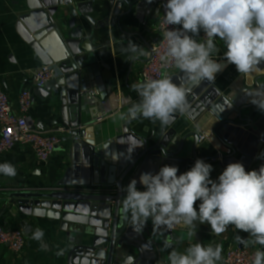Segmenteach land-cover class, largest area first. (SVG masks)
<instances>
[{
  "label": "water",
  "instance_id": "95a60500",
  "mask_svg": "<svg viewBox=\"0 0 264 264\" xmlns=\"http://www.w3.org/2000/svg\"><path fill=\"white\" fill-rule=\"evenodd\" d=\"M24 1L30 13L19 18L18 27L26 42L38 51L43 64L55 66L62 75V82L51 87L62 91V119L71 130L64 141L71 143L72 164L55 187L41 194L17 195L18 204L34 210L36 216L60 222L69 239L61 257L64 264H157L156 253L162 252L164 241H174L173 233L167 226L154 228L151 219L140 233L127 221L119 223L120 200L126 195L124 189L129 182L137 179L138 190H144L139 183L142 173L152 172L157 165L158 170L165 165L178 167L184 142L191 138L196 144L199 141L192 132L179 138L195 109L214 117L211 134L217 144L213 146L216 153L205 162L213 164L216 175L229 163L240 162L245 169L250 167L257 148L264 142V132L258 123L243 117V112L250 108L244 97L222 95L207 80L199 84L189 82L181 71L173 82L185 87L187 107L184 113L177 112L168 125L150 120L146 131L138 126L144 118H130L117 123V130L111 122L99 126L97 121L102 115L93 112L102 110L107 94L92 48L82 39V28L77 26L79 19L90 24L91 20L73 0ZM122 2L129 10L150 4V0H123L115 7V17L119 16ZM47 41L55 45L57 52L64 48L65 53L60 50L58 58L43 53L38 43ZM257 69L264 70V63ZM261 88L257 85V89ZM44 89L48 88L39 91ZM105 172L106 181L92 185L91 180L96 176L103 179ZM78 177L80 181H76Z\"/></svg>",
  "mask_w": 264,
  "mask_h": 264
},
{
  "label": "crops",
  "instance_id": "0c3cea01",
  "mask_svg": "<svg viewBox=\"0 0 264 264\" xmlns=\"http://www.w3.org/2000/svg\"><path fill=\"white\" fill-rule=\"evenodd\" d=\"M121 1L123 0H73V4L80 5L92 22L90 24L79 19L77 26L82 28V39L86 40L92 48L93 58L99 66L100 78L107 94L102 103V110L95 109L93 115H102V118L97 121L99 126L111 122L114 124L115 130H117V123L129 120L119 119V114L126 112L133 102L139 100L137 93L131 89L130 85L141 81L139 73L145 54L160 36L157 31V22L160 16V6L157 0H150L147 7L139 10L136 8L129 10L122 2L119 16L115 17V7ZM125 1L134 2L137 0ZM29 13L30 9L24 0H0V90L7 94L13 107L16 106L18 96L22 91H30L33 97L30 120L38 130L60 136L62 143L46 163L39 162L32 150L25 147H15L10 152L0 154V164L9 162L16 168L14 177L0 174V199L2 202L0 205V226L18 229L26 238L25 248L20 254H12L6 247L0 245V264H64L61 257L66 253L69 239L62 231L60 222L48 217L36 216L34 210L19 205V198H17V195L20 194H41L43 190L55 187L72 164L71 143L64 141L69 137L71 130L64 125L62 119V91L60 88L51 87V84L58 85L62 82V75L58 72V76L44 87L48 88L47 90L39 91L33 86L32 72L36 68L46 65L38 56V51L26 42L22 30L18 27L19 18ZM65 21L67 22V20ZM65 29L67 30V28ZM201 33L202 31L199 36L195 37L198 41L201 40ZM129 41L142 47L144 55L129 60L128 57L131 53L124 51ZM216 44L218 51L212 58L218 63H222L224 67L216 74L215 80L210 81L211 86L222 95L244 97L250 108L243 112V117L258 123L260 130L264 132V111L259 110L251 102V94L261 89L264 90V70L256 69L249 74H239L235 66L229 64L223 57L227 50L223 41L217 38ZM38 46L43 53L53 54L56 58L62 52L65 53V49L61 47L62 51L59 54L60 50L58 49L57 52L55 45L48 41L43 44L39 42ZM179 72L180 70L176 68L167 76L173 79ZM257 85L262 88L257 89ZM67 98H69L68 91ZM87 98L91 97L87 96ZM149 123L150 120L144 119L139 122L138 126L144 127L148 131ZM213 123V115L204 110L195 109L190 114L187 127L180 131L179 138L192 132L198 137H204V140L198 141L197 144L192 138L184 142L176 163L179 167L178 175L189 170L197 159L205 162V159L216 153L213 146L217 147V144L211 134ZM135 129L138 131L137 126ZM138 132L146 135L141 129ZM179 141L178 139L177 143ZM248 149H252V146H249ZM257 151L252 165L247 167L246 171L256 170L260 158L264 156V142L261 148H257ZM209 164L213 167L212 163ZM158 171L157 165L150 173L156 174ZM218 176L214 170L210 173L212 180H217ZM80 179H76V181H80ZM106 179L107 172L103 175V179L96 176L91 182L92 185H98L101 182L104 183ZM66 190H70V188ZM199 203L197 201L195 205L197 211ZM120 213L119 223L121 224L123 222L121 209ZM37 229L43 231L44 247L41 246V241L33 238ZM168 229L174 236L173 248L181 252L195 242L204 245H221L222 258L218 264L223 263L225 239L238 242L237 235L245 239L248 238V233L239 232L231 225L217 236L212 233L210 225L197 222L196 233L191 239L187 237L188 229L183 225H174ZM246 247L251 250H264L258 244H248ZM171 250L170 248L157 252L156 257L159 260L156 263L168 264L167 256Z\"/></svg>",
  "mask_w": 264,
  "mask_h": 264
},
{
  "label": "clouds",
  "instance_id": "9594fccd",
  "mask_svg": "<svg viewBox=\"0 0 264 264\" xmlns=\"http://www.w3.org/2000/svg\"><path fill=\"white\" fill-rule=\"evenodd\" d=\"M164 40L166 52L160 57L181 71L184 79L194 84L214 81L222 65L213 59L218 51L216 39L226 47L224 58L239 74H249L264 63V0H166L164 4ZM169 25L179 28L169 29ZM203 31L204 39L195 37ZM124 51L133 60L144 55L143 48L129 41ZM139 97L119 119L144 118L168 125L177 112L186 111V89L167 75L131 83ZM251 102L264 111V90L251 94ZM138 146H142L138 145ZM213 167L201 159L186 172L179 174L177 166H162L156 174L142 173L138 190L132 179L120 200L122 219L136 233L142 232L149 219L153 227L183 225L187 237L196 233L197 222L208 224L219 236L228 226L248 233L239 243L258 244L264 248V164L258 170L246 171L240 162L229 163L217 180L210 179ZM0 174L16 175L9 162L0 164ZM199 201L198 211L196 202ZM33 238L43 244V231L37 229ZM172 249L168 264H218L222 246L191 243L178 251L169 240L161 251ZM253 264H264V251L257 250Z\"/></svg>",
  "mask_w": 264,
  "mask_h": 264
},
{
  "label": "built area",
  "instance_id": "2783aa9c",
  "mask_svg": "<svg viewBox=\"0 0 264 264\" xmlns=\"http://www.w3.org/2000/svg\"><path fill=\"white\" fill-rule=\"evenodd\" d=\"M160 6V16L157 22V31L160 36L155 44L145 54L139 77L141 81L160 78L173 72L176 67L165 63L160 57L166 52L164 40V4L166 0H157ZM169 29L179 28L178 25H169ZM202 31L200 37L204 39ZM58 76V70L52 66H41L32 72L35 89L44 88L47 83ZM33 107L32 93L22 91L17 99L16 106L11 105L7 94L0 90V154L7 153L15 147H25L32 150L39 162L46 163L54 155L57 147L62 143L61 137L55 133L38 130L30 120ZM100 120V119H98ZM204 137H199V141ZM264 164V156L258 162L259 167ZM2 204L0 199V205ZM0 245L6 247L12 254H20L26 245L24 234L18 229H8L0 226ZM225 249L222 264H253L257 250L249 249L244 244L225 239ZM264 251V250H262Z\"/></svg>",
  "mask_w": 264,
  "mask_h": 264
}]
</instances>
